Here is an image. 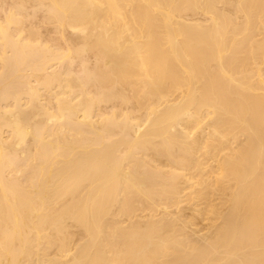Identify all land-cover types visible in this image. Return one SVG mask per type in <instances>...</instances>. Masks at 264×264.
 <instances>
[{"label":"bare ground","instance_id":"obj_1","mask_svg":"<svg viewBox=\"0 0 264 264\" xmlns=\"http://www.w3.org/2000/svg\"><path fill=\"white\" fill-rule=\"evenodd\" d=\"M257 35L264 0H0V264H264Z\"/></svg>","mask_w":264,"mask_h":264},{"label":"rangeland","instance_id":"obj_2","mask_svg":"<svg viewBox=\"0 0 264 264\" xmlns=\"http://www.w3.org/2000/svg\"><path fill=\"white\" fill-rule=\"evenodd\" d=\"M256 27H258V26H256ZM250 28L251 29H255V25H251L250 26ZM242 29H245V27H244V25H243V27H242ZM242 31H244V30H242ZM246 35V34H245ZM245 35H242V36H245ZM231 39L232 38H228V44H230L231 43ZM255 41L256 40H259V44L261 45H264V35H257L256 37H254L253 38ZM253 41V40H252ZM254 42V41H253ZM248 47V42L247 41H244V43L243 44H241L240 46H238V50H240L241 52H240V54L244 51V50H246L245 48H247ZM262 50H264V46L261 48V51ZM243 54H244V52H243ZM259 55V56H258ZM258 57V58H257ZM262 58H263V55L260 53V54H257V56L255 57V58H253V59H255L254 61H256V64H254V61L252 62L254 65H253V68H252V70H249L250 71V76L253 78V79H256V80H259L260 79V76H259V74L257 73V69L258 68H256L257 66H259V67H264V59L262 60ZM257 59H259V61H257ZM238 77H243V78H245L247 75H246V73L244 72V73H237L236 74ZM263 78H264V75H263ZM259 82V81H258ZM264 82H260V88L258 89L259 90V94H263L264 93V84H263ZM263 84V85H262ZM262 92V93H261ZM227 150H229V149H226L225 151H227ZM216 163L215 162H213V161H208L207 162V164H206V173L204 174L205 175V177H207V178H210V179H214V176H215V172H213L212 171V167H213V165H215ZM189 189H187L186 191H188ZM185 191V192H186ZM184 192V197L183 198H186V196H187V193L189 192H186L185 193ZM47 227H49V226H47ZM47 227H46V229H47ZM49 229V228H48ZM46 230L45 231V229L43 230V231H45V232H40V236L42 237V239H38V237L40 238V236L38 235V237H36V239H34V241L37 243V241H38V246L40 247V248H36L37 250H38V252L39 253H41L42 251H44L46 248H47V243H48V240L50 241L51 240V238H49V233L47 232V231H49V230ZM41 233H42V235H41ZM47 234V236H45L46 234ZM45 236V237H44ZM44 237V238H43ZM48 237V238H47ZM45 238H46V240H45ZM30 241H32V239L30 240ZM40 241H41V243H40ZM43 241H44V244H43V246H42V243H43ZM47 241V242H46ZM50 243V242H49ZM48 243V244H49ZM41 244V245H40ZM41 246L43 247V248H45V249H43V248H41ZM46 246V247H45ZM41 249V250H40ZM40 250V251H39ZM35 255L33 256V257H36V255H37V253H34ZM46 258H48L47 256L45 257V259ZM34 260H36L35 258H34ZM36 262L37 261H34V263L36 264ZM33 263V264H34Z\"/></svg>","mask_w":264,"mask_h":264}]
</instances>
